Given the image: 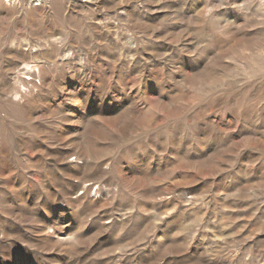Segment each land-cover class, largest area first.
<instances>
[{
	"label": "rangeland",
	"instance_id": "rangeland-1",
	"mask_svg": "<svg viewBox=\"0 0 264 264\" xmlns=\"http://www.w3.org/2000/svg\"><path fill=\"white\" fill-rule=\"evenodd\" d=\"M0 264H264V0H0Z\"/></svg>",
	"mask_w": 264,
	"mask_h": 264
}]
</instances>
